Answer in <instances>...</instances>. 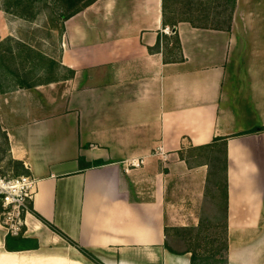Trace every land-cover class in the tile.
I'll list each match as a JSON object with an SVG mask.
<instances>
[{
	"label": "crops",
	"instance_id": "crops-1",
	"mask_svg": "<svg viewBox=\"0 0 264 264\" xmlns=\"http://www.w3.org/2000/svg\"><path fill=\"white\" fill-rule=\"evenodd\" d=\"M225 14L172 30L162 0H97L59 35L73 75L0 93L7 174L35 182L18 234L0 216V264H190L169 238L199 223L210 167L181 154L206 145L225 151L227 264H264V0Z\"/></svg>",
	"mask_w": 264,
	"mask_h": 264
},
{
	"label": "trees",
	"instance_id": "trees-1",
	"mask_svg": "<svg viewBox=\"0 0 264 264\" xmlns=\"http://www.w3.org/2000/svg\"><path fill=\"white\" fill-rule=\"evenodd\" d=\"M97 0H5L4 6L0 5V9L4 10L6 13H9L13 15L14 17H18L24 20H34L36 16L43 12L46 14L47 18L50 21H61V26L58 27L60 30L59 35L61 36L63 29H64V22L68 20L70 17L74 16L76 13L81 11L83 8L93 4ZM235 0H162V12H163V22L164 24H169L171 25V29H174V26L179 22V21H187L193 26L196 27H201V28H217L219 25V17L226 11V8L228 5L232 7L234 5ZM170 2L172 3H177L183 4L182 9H176L172 8V5H170ZM52 3H59L63 5L64 10L61 15H57L55 11L53 10L51 6ZM197 5L196 8L194 6ZM220 11H217V10ZM214 12V15L218 22L217 25L212 23V15L211 13ZM57 29V27H56ZM13 41L11 38H6L0 41V80H6V85L3 87H0L2 91L0 90V93L7 92L10 90H13L14 88H32L36 86L34 83H30L26 79V75L24 74H19L12 72L9 63L14 59V56L10 52V50L7 48L8 43ZM6 46V48H4ZM23 51L26 53H22L17 56V58H20V64L21 68H31L33 69L39 62H45L48 68V77H47V83L54 82L49 80L54 79L52 77V71L54 69V66L56 65V61H53L52 59L47 58L44 55L36 53L34 50H32L30 47H27L24 44L19 45ZM173 48H171L168 51V56L166 61L168 62H176V61H182V53L180 49V44L178 42V39H174L173 43ZM160 48V41L156 44V46L150 51L153 50H159ZM20 52H23L22 50H19ZM60 68L64 69V71L68 72V76L73 75V72L70 70H67L66 68L61 67L58 65ZM41 68H44V66H41ZM67 74V73H66ZM12 81V82H11ZM264 130V129H261ZM219 149V151L222 154V159H223V166H222V171L220 172L221 178L220 180H216V177L213 175L216 174V170L214 171L212 169L213 167V162L217 160V158L211 157V153L215 155V152ZM198 152L195 154L194 152L188 153L187 156H183V160L186 162V164H195L197 162H202L206 161L208 162L209 165V171H208V176H207V186H206V193L208 190V184L214 180L215 186L218 189L219 196L223 202V210H224V224H223V233H222V238L221 242L219 243L218 248L215 249V251L210 255L211 257V264H216L217 262L225 263L227 264V251H228V240H227V181H226V160H225V151L222 146H217V145H206L204 147H201L197 150ZM205 152L209 151L207 154L208 157L200 158L199 153L200 152ZM198 159L197 162H192V160ZM213 159V162H212ZM212 169V170H211ZM14 170V176H20L19 172L21 170V166L15 165L13 167ZM12 174V175H13ZM206 196V194H205ZM32 211V205L30 204L29 206V212ZM3 209L1 206L0 202V215L2 214ZM38 218H40L42 221H44L46 224H48L44 219L36 215ZM2 218V217H1ZM48 226L55 232L60 233L53 225L48 224ZM201 229H202V221L201 219L199 220V223L197 227L194 228H182L179 230H176V232L179 231H189V230H195L197 231L195 234V238L188 239L189 241L195 240L196 242H199V240L202 239V241L206 242V237L201 238ZM62 235V233H60ZM64 236V235H62ZM64 238H66L64 236ZM70 243L73 244L72 241H70L68 238H66ZM187 240V241H188ZM6 249L9 250L8 247V239L6 240ZM188 253L191 254L190 258V264H201V258L203 260H208L210 259L209 257H201L196 250L194 249H188L186 250ZM82 253L86 255L88 258L96 262L97 264H101L96 258H94L90 253H88L85 250H82ZM224 254V257H222Z\"/></svg>",
	"mask_w": 264,
	"mask_h": 264
},
{
	"label": "rangeland",
	"instance_id": "rangeland-1",
	"mask_svg": "<svg viewBox=\"0 0 264 264\" xmlns=\"http://www.w3.org/2000/svg\"><path fill=\"white\" fill-rule=\"evenodd\" d=\"M180 1V0H179ZM5 0H0V5L4 6ZM172 8L182 9L183 4H175L171 3ZM57 15H61L64 10L63 5L59 3H52L51 6ZM197 5L194 6L196 8ZM217 11H220L219 9ZM212 15V23L217 25L218 22L216 20L214 12ZM219 24H226V14H222L219 18ZM61 26V21L53 20L50 21L46 14L41 12L39 13L34 20H24L18 17H14L13 15L6 13L4 10L0 9V35L7 34L6 38H11L13 41L8 43V49L14 56V59L9 63V67L12 72L26 75V79L30 83L38 84H46L48 77V68L45 62H39L37 66L33 69L31 68H21L20 58H17L18 55L22 53H26L19 46L21 43L30 47L36 53L46 56L53 61H56V65L54 66L53 71L51 72L52 77L54 79L50 81H56L63 79L67 76L64 69L60 68L59 64V28ZM57 27V29H56ZM6 48V46L4 47ZM22 50L23 52H20ZM44 66V68H41ZM1 71V70H0ZM6 80H0V87L6 85ZM12 82V81H11ZM2 91V89H0ZM4 138L0 136V175H5L11 167L8 166V162L6 160H2L4 156L3 146H4ZM209 151L200 152L199 157L204 158L208 157L207 154ZM216 157L217 160L213 162L212 169L216 172L213 177H216V180H220L223 166L222 154L219 149L215 152V155L211 153V157ZM198 160V159H197ZM196 159L192 160V162H197ZM211 169V170H212ZM14 173V170H13ZM11 173V174H13ZM14 175V174H13ZM223 202L219 196L218 189L215 186L214 180L208 184V190L206 196L204 198V204L202 206L200 219L202 221V229H201V238L206 237V242L199 240L196 242L194 239L189 241L188 239L195 238V234L197 231L189 230V231H179L176 234L170 235L169 243L175 250H188L194 249L201 257H209L208 260H203L201 258V264H211L210 255L218 248L219 243L221 242L222 233H223V224H224V210H223ZM188 240V241H187ZM224 257V254H222ZM216 264H225L221 262H217Z\"/></svg>",
	"mask_w": 264,
	"mask_h": 264
},
{
	"label": "built area",
	"instance_id": "built-area-1",
	"mask_svg": "<svg viewBox=\"0 0 264 264\" xmlns=\"http://www.w3.org/2000/svg\"><path fill=\"white\" fill-rule=\"evenodd\" d=\"M163 32L173 34L168 28ZM158 154H163L161 148H158ZM131 165L138 167L140 162L133 161ZM34 189L35 182L29 176L0 175V202L3 209L0 216L8 232L18 234L21 231L23 216L29 212Z\"/></svg>",
	"mask_w": 264,
	"mask_h": 264
}]
</instances>
